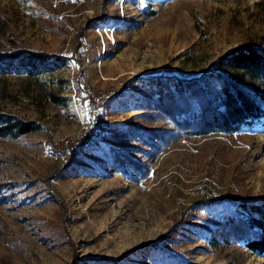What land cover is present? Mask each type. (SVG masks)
Masks as SVG:
<instances>
[{"label": "rangeland", "instance_id": "rangeland-1", "mask_svg": "<svg viewBox=\"0 0 264 264\" xmlns=\"http://www.w3.org/2000/svg\"><path fill=\"white\" fill-rule=\"evenodd\" d=\"M256 1L0 0L5 35L61 58L28 80L0 73V112L36 122L33 132L0 139V264H264V254L237 241H208L222 217L243 216L232 200L264 197V121L179 138L152 161L131 148L146 129L134 116L145 111L137 106L147 78L197 76L243 45L264 29ZM142 10L157 14L143 21ZM99 12L108 21L85 28L72 53L75 31ZM129 18L133 25L119 31L116 20ZM109 89L120 93L89 116L85 101ZM47 91L65 104L49 102ZM84 132L89 143L69 160L48 149ZM108 146L146 164L147 175L111 165ZM247 149L254 158L238 176ZM212 182L218 202L195 206L214 199Z\"/></svg>", "mask_w": 264, "mask_h": 264}, {"label": "trees", "instance_id": "trees-1", "mask_svg": "<svg viewBox=\"0 0 264 264\" xmlns=\"http://www.w3.org/2000/svg\"><path fill=\"white\" fill-rule=\"evenodd\" d=\"M254 5L264 24V0L256 1ZM156 14V10L140 11L143 21L152 19ZM107 21L108 17L102 12L86 19L74 33L72 53L77 50L85 28L101 26ZM4 23L5 21L0 19V73L20 75L28 80L34 75L38 65H49L61 59L57 53L29 48L14 37L5 35ZM115 23H118L119 31L133 25L130 18L116 20ZM72 59L79 62L76 56ZM146 82L147 85L143 88V105L137 106L145 111L134 116L146 125V129L138 135L137 146H131L132 149L140 151L146 161L154 160L158 152L179 138L213 132L229 134L243 126L263 122L264 29L247 34L243 45L216 56L197 76L180 78L161 75L149 77ZM45 97L55 105L65 104V98L57 96L54 92L47 91ZM90 99L89 96L88 102ZM35 130V120L23 121L0 112V139L13 140ZM127 131L133 136V127H127ZM91 136L90 132H84L61 147H54V144L49 143L48 149L54 154L65 155L69 160L77 154L79 148L89 143ZM118 139L122 142L123 137ZM140 145L145 149L141 150ZM119 148L120 146L107 147L111 165L120 169L129 166L137 169L141 177H145L149 167L138 159L122 154ZM253 158L254 149H247L242 153L236 166L238 176L247 173ZM47 179L48 177L42 179L46 188L49 186ZM1 186L2 184L0 191ZM217 202L218 199L214 198L211 201H198L195 206L205 207ZM231 203L243 216L222 217L220 223L208 234L209 243L215 246L219 242L229 244L237 241L248 251L264 254V197H241ZM57 232L56 230L52 235L58 237ZM63 238L68 239L66 236Z\"/></svg>", "mask_w": 264, "mask_h": 264}, {"label": "built area", "instance_id": "built-area-1", "mask_svg": "<svg viewBox=\"0 0 264 264\" xmlns=\"http://www.w3.org/2000/svg\"><path fill=\"white\" fill-rule=\"evenodd\" d=\"M120 93L119 89H109L107 91H101L97 94L93 95L92 98L89 100L87 104V111L89 116L94 117L96 114L100 112L101 109L105 108L110 101H112L114 98H116ZM213 187H211L209 192L207 194L212 198L218 197V192L215 189V185L212 182ZM196 186H193L192 189H196ZM199 192L201 193V190L199 189Z\"/></svg>", "mask_w": 264, "mask_h": 264}, {"label": "snow or ice", "instance_id": "snow-or-ice-1", "mask_svg": "<svg viewBox=\"0 0 264 264\" xmlns=\"http://www.w3.org/2000/svg\"><path fill=\"white\" fill-rule=\"evenodd\" d=\"M84 107L87 108V101H85Z\"/></svg>", "mask_w": 264, "mask_h": 264}]
</instances>
